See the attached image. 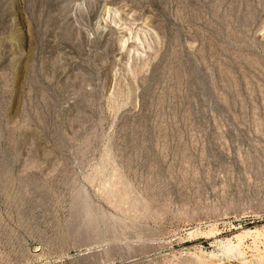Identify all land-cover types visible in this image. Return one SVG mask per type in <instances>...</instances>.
<instances>
[{"label":"rangeland","instance_id":"374dc122","mask_svg":"<svg viewBox=\"0 0 264 264\" xmlns=\"http://www.w3.org/2000/svg\"><path fill=\"white\" fill-rule=\"evenodd\" d=\"M0 264H264V0H0Z\"/></svg>","mask_w":264,"mask_h":264}]
</instances>
